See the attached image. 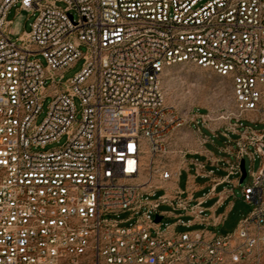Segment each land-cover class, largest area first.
<instances>
[{
  "label": "built area",
  "instance_id": "1",
  "mask_svg": "<svg viewBox=\"0 0 264 264\" xmlns=\"http://www.w3.org/2000/svg\"><path fill=\"white\" fill-rule=\"evenodd\" d=\"M17 2L38 14L13 38ZM179 63L227 78L233 107L169 113L161 75ZM243 120L264 123V0H0V264H264V128ZM191 123L238 133L233 172L259 158L240 190L251 208L230 232L154 219L167 204L206 221L200 201L165 185L171 158L143 161Z\"/></svg>",
  "mask_w": 264,
  "mask_h": 264
},
{
  "label": "rangeland",
  "instance_id": "2",
  "mask_svg": "<svg viewBox=\"0 0 264 264\" xmlns=\"http://www.w3.org/2000/svg\"><path fill=\"white\" fill-rule=\"evenodd\" d=\"M59 7L64 8L66 4L64 2L56 3ZM75 17H77L76 11L71 10ZM37 11H26L19 9V3H15L9 10L7 14V19L12 20V24L10 26V34L14 38L22 33V31H30L31 24L34 21ZM80 51L85 52V47L81 46ZM32 58H37L41 61L43 65H45L44 58L37 54ZM84 59L79 57L76 61H74L69 67H67L62 72V78L56 76V79L59 82H64L67 79L73 77L83 66ZM46 89L49 92V80L46 81ZM161 86L164 92L165 98V106L167 107V111L169 113L181 112L184 110H193L198 112H210L213 116L219 112L220 109L223 108H232L233 102L231 99V89H230V81L218 75L215 71L202 68L200 66L189 64V63H179L174 64L167 67L161 75ZM52 97L47 95L42 102L41 111L37 115L36 123L39 124L46 115L48 110V106L50 104ZM74 104L76 108V118L80 119L81 117V103L80 100L76 97L74 98ZM243 124L251 125L253 128L262 130L264 128V123H252L247 120L242 121ZM195 127V124H193ZM201 132L205 134L211 135V133L205 129L202 125H199ZM187 129V128H186ZM219 138H214L216 144L221 145L223 138L219 135ZM235 136L232 134L231 138ZM66 141V135H63L59 138L58 141L51 142L47 144L44 149H52L58 146H61ZM207 146L212 147L210 144ZM150 154L148 153V149L146 148L143 153V161L144 164L147 165L148 161L153 160L155 165L158 166L162 162H166L171 158V152L166 153H157L150 158ZM245 167L248 170H257L259 167V158L255 156L254 160H250L247 156H244ZM250 176L247 174L242 181V185H246L250 183ZM198 184L204 183L206 181L205 178L197 177L196 179ZM179 186L181 188H185L186 185V172H181L179 175ZM164 190H158L156 194L162 193ZM207 188L199 189L194 193V197L202 195L203 192H206ZM230 200L233 201V206L228 213L226 226L220 227L218 229V233H226L234 230L238 220L246 215L250 206L245 203L240 197V188L235 189L234 198L231 196ZM195 203L192 201L191 204ZM162 210H172V207L169 205H162L160 207ZM174 213H178L175 211ZM128 216V213H121L120 218H125ZM178 218L182 220H187L188 216H170L162 219L161 225L171 224L174 221H177ZM190 229L197 228V226H191ZM188 228L183 225H178L174 228L175 231H185Z\"/></svg>",
  "mask_w": 264,
  "mask_h": 264
},
{
  "label": "crops",
  "instance_id": "3",
  "mask_svg": "<svg viewBox=\"0 0 264 264\" xmlns=\"http://www.w3.org/2000/svg\"><path fill=\"white\" fill-rule=\"evenodd\" d=\"M193 124L182 127L175 135L171 146L170 168L176 171V176L166 182L165 185L170 189L176 186L182 190V196H188L190 205H195L200 201L201 215L206 218V221H200L199 217L190 211L182 210L178 207L171 206L172 210H162L160 207L167 204H161L158 208L159 222L161 225L163 218L181 216L183 214L188 216L187 220L184 221L178 218L177 221H174L178 222L176 226L183 225L189 230V227L195 225L197 228L194 229L207 228L217 232L220 227L226 226L228 213L233 206V201L230 198L231 196L234 198L235 189L240 188L241 190L244 186L242 185L243 180L240 182L241 172L235 173L231 170V166L238 161L235 143L238 133L228 132L227 135H224L222 132H218L213 134L202 124H199L211 133L209 135L202 133L200 128V131H198ZM232 134L235 136L234 138H231ZM219 135L223 138L221 145L216 144L214 139L219 138ZM208 144L212 147L207 146ZM179 150L182 152L179 153ZM245 170L246 175L249 174V176L254 171L250 170L248 172L246 167ZM183 171L186 172L184 189L179 186L178 182L179 175ZM197 177L205 178L206 181L198 184L196 181ZM204 188H207V191L195 198L194 193ZM192 201H195V203L191 204ZM175 211L178 213H174ZM164 212H167V214H164Z\"/></svg>",
  "mask_w": 264,
  "mask_h": 264
},
{
  "label": "water",
  "instance_id": "4",
  "mask_svg": "<svg viewBox=\"0 0 264 264\" xmlns=\"http://www.w3.org/2000/svg\"><path fill=\"white\" fill-rule=\"evenodd\" d=\"M240 170H241V177H240V182L245 178L246 176V170L244 166V159H241L240 161ZM155 221L159 222L160 221V216L158 214L155 215Z\"/></svg>",
  "mask_w": 264,
  "mask_h": 264
}]
</instances>
